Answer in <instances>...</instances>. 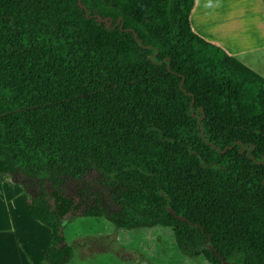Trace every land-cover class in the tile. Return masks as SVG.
Masks as SVG:
<instances>
[{
	"label": "trees",
	"instance_id": "trees-1",
	"mask_svg": "<svg viewBox=\"0 0 264 264\" xmlns=\"http://www.w3.org/2000/svg\"><path fill=\"white\" fill-rule=\"evenodd\" d=\"M195 1L82 0L88 16L79 0H0V174L38 185L42 264L71 262L77 217L171 227L185 255L264 264V76L194 31ZM92 170L116 208L67 192Z\"/></svg>",
	"mask_w": 264,
	"mask_h": 264
},
{
	"label": "rangeland",
	"instance_id": "rangeland-1",
	"mask_svg": "<svg viewBox=\"0 0 264 264\" xmlns=\"http://www.w3.org/2000/svg\"><path fill=\"white\" fill-rule=\"evenodd\" d=\"M15 177L27 199L37 194L36 183L21 174ZM0 179L4 181L5 178ZM4 185L0 184V227L14 223V220L7 217L10 201ZM84 186L100 191L105 202L116 208L111 190L101 183L99 172L92 170L83 180L68 179L67 192L77 196L79 189ZM21 206L22 203L19 204ZM18 218V235L22 243H31L33 240L38 245V252L48 250L52 244L51 230L29 217L27 209L19 210ZM64 234L74 246V256L69 264H212L201 254H183L171 227L140 226L126 230L107 217H77L65 221ZM9 249L4 241L0 243V264H20L14 250ZM43 262L44 260L41 261Z\"/></svg>",
	"mask_w": 264,
	"mask_h": 264
},
{
	"label": "crops",
	"instance_id": "crops-1",
	"mask_svg": "<svg viewBox=\"0 0 264 264\" xmlns=\"http://www.w3.org/2000/svg\"><path fill=\"white\" fill-rule=\"evenodd\" d=\"M190 22L200 36L223 47L264 76V0H196ZM0 175L5 178L0 179V184H5L10 201L7 217L14 220L13 224L0 227V243L4 241L9 250H14L20 264H42L47 250L38 252L36 241L22 243L19 239V210L27 209V195L15 177L19 174Z\"/></svg>",
	"mask_w": 264,
	"mask_h": 264
},
{
	"label": "water",
	"instance_id": "water-1",
	"mask_svg": "<svg viewBox=\"0 0 264 264\" xmlns=\"http://www.w3.org/2000/svg\"><path fill=\"white\" fill-rule=\"evenodd\" d=\"M79 4H80L81 7H84V8L86 9V14L89 16V9H88V8L82 3V0H79ZM99 19H100L101 21H105V22L107 23V26H108V27H109V26L111 25V23H112V21H111L110 18H103V17L99 16ZM117 24H121V28H123V17H120V19H119V21L117 22ZM129 30H132V31H133V28H129ZM134 36H135V38H136L138 41H140V39L138 38V33H137V32H135ZM197 114H198V113H196V115H197ZM204 138H205V136H204ZM217 148L219 149V147H217ZM170 211H171L176 217H178V218H180V219H182V220H186V221H188V218H187L186 216L177 214L176 210L173 209L172 207H170ZM210 246H211V248L213 249V251L215 252V254H219L218 251L216 250V248L214 247L213 244H210Z\"/></svg>",
	"mask_w": 264,
	"mask_h": 264
}]
</instances>
